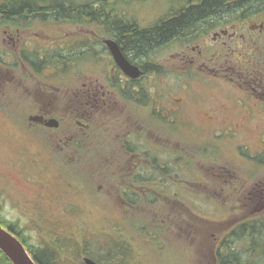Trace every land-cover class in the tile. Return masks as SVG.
I'll return each mask as SVG.
<instances>
[{"label":"flooded vegetation","instance_id":"flooded-vegetation-1","mask_svg":"<svg viewBox=\"0 0 264 264\" xmlns=\"http://www.w3.org/2000/svg\"><path fill=\"white\" fill-rule=\"evenodd\" d=\"M59 1L68 11L0 14V187L15 192L13 170L25 179L21 164L12 162L11 149L22 158L29 146L46 148L63 157L58 164L80 200L78 204L73 198L75 212L81 209L85 217L92 214L94 220L118 222L123 235L130 230L156 231L161 222L182 238L188 236L190 153L180 137L190 124V113L200 107L210 109L202 112L203 124L197 123L204 132L226 127L233 137L250 128L264 134V0H226L224 4L234 8L207 13L197 19L194 30L162 44L176 39L181 42L177 50L156 46L146 56L128 43L141 23L111 25L102 6L105 0ZM77 5L89 7L81 12ZM32 21L45 26L41 35L28 24ZM106 39L115 41L139 68L137 77L115 63ZM80 41L85 43L80 48L89 54L86 58L77 55ZM104 56L112 58V69ZM78 58L90 67L81 86ZM174 69L179 86L174 84ZM192 86L206 92L226 91L225 101L233 114L219 119L213 113L220 102L176 96ZM100 148L108 153L98 160L87 158ZM259 161L264 165V159ZM227 164L214 163L229 172L231 185L234 173ZM248 203L254 205L252 215L228 220L230 214L222 213L223 219L213 221L224 225L221 234L212 233L214 243L209 248L214 263L220 264L229 246H234L229 239L234 240L244 225L264 223V195H251ZM6 207L4 202L0 205V214L10 213ZM7 225L21 242L26 241L12 220ZM72 244L76 254L69 256L72 261L86 264L85 258H91L103 264L88 254L84 248L88 245L82 244L77 253L74 240Z\"/></svg>","mask_w":264,"mask_h":264},{"label":"rangeland","instance_id":"rangeland-1","mask_svg":"<svg viewBox=\"0 0 264 264\" xmlns=\"http://www.w3.org/2000/svg\"><path fill=\"white\" fill-rule=\"evenodd\" d=\"M72 1L77 3L93 0ZM98 1L100 0H94L92 3ZM188 2L187 0H105L102 6L106 10L111 25L128 26L135 22L141 23L144 27L170 13L177 12ZM28 24L40 35L42 34L41 30L45 27L35 21L28 22ZM49 39L50 41L54 40V37H49ZM79 44L78 57H88L89 54L80 48L85 43L80 41ZM180 46L181 42L175 39L159 47L174 52ZM160 52H157V57L161 56ZM80 60L77 62V84L79 86L86 81V74L90 72L87 62ZM103 60L112 69L110 66L112 58L104 56ZM174 71V84L179 86L180 84L176 82L178 73L176 69ZM40 81L43 82V79L41 78ZM188 87L186 92L182 94L177 92L176 96L188 95L190 100L207 98L209 101L220 102L219 106L225 107V110H219L220 107L216 106L218 108L213 114L219 119L231 115V107L226 103V91L220 92L211 89L206 92L197 86ZM228 95L230 96L229 92ZM234 102H236V98H234ZM204 110L210 109L204 107ZM204 110L201 107L193 109L190 113V124L184 128V136L180 137L184 138L190 153L189 177L183 175L190 182L188 236L182 238L175 230L160 226L161 222H159L160 225L156 231L149 228L136 232L130 230L123 235L118 222L110 223L111 219L94 220L91 218L92 214L85 217L82 215L81 209L75 212L76 203L72 204L73 198L78 200V204L80 200L75 197L71 181L58 164V161L63 157L59 153L53 155L46 148H35L34 150L30 149V146L25 150L22 158H17L18 153L15 149L9 151L12 162L21 164L26 181L14 170L10 172L13 175L7 172L11 177L15 192L9 190L7 186L0 187V205L4 202L5 205H8L6 208L11 213L0 214V224L7 227V223L12 220L14 228L22 232L20 237L26 238V244L38 246V244L49 243L51 249L57 250L59 255L60 252L62 254L66 251L64 255L67 256L65 258L61 256L58 259L59 264H78L69 257L75 254L73 248L65 247L63 249L64 246H60L62 243H69V240H74L77 253L80 252L82 244L88 245L84 247L86 251L91 256L103 259V264L115 263L109 261L110 258L106 256L107 254L104 255L101 246H104V249L113 247L120 249L123 253L120 256L123 258L120 264H216L210 257L209 247H212L214 243L212 233L221 234L224 225L216 224L213 221L223 219L227 214H230L228 220H234L241 215H252L254 205L248 203L249 198L255 194L264 195V165L259 161L264 159V134L259 135L255 129L250 128L233 137L226 127L204 132L202 128L204 126L197 124H203L202 112ZM178 126L179 130H182L179 124ZM260 140H263V143ZM4 145L10 146V141H4ZM156 147L154 145L155 149ZM105 150L102 148L94 150L89 153L87 158L98 160L103 154L108 153L107 151L103 153ZM158 150L157 148L156 151ZM159 156L163 157L161 153ZM217 162H228L227 165L230 166L227 169L234 173V184H227L230 181L229 172L220 170L218 166L214 165ZM174 168L177 166L175 165ZM80 176L84 178L83 175ZM222 213H225V216ZM258 215L259 213L255 216ZM108 217L114 219L116 216ZM83 233L86 235L83 236ZM261 234L264 237V230ZM229 241L235 247L243 245L231 238ZM259 242V245H256L259 250L255 255L264 254V241ZM243 246V252H249L248 249L251 246H247L248 249L245 244ZM253 252L251 251L248 255Z\"/></svg>","mask_w":264,"mask_h":264},{"label":"trees","instance_id":"trees-1","mask_svg":"<svg viewBox=\"0 0 264 264\" xmlns=\"http://www.w3.org/2000/svg\"><path fill=\"white\" fill-rule=\"evenodd\" d=\"M2 1L4 3L0 4V14L6 15L10 13L14 15L22 13L27 15H44L46 11L54 13L55 10L58 9L61 13H65L69 9V7H65L59 0H43L45 1L43 4L39 3V0H12L9 3L6 2L7 0ZM225 1L226 0H196L194 4H192L191 1H187V5L182 6L177 12L173 14L170 13L166 17L159 19L148 26L142 27L141 25L140 28L136 29V33L128 38V43L131 49H134L141 56H146L150 49L160 46L172 38L182 37L186 32L194 30L198 24L197 19L199 17L213 11L234 8L232 5H225ZM88 7L89 5H77V8L81 12H84ZM263 228L264 223L261 225L260 221L252 222V225L249 226L244 225L242 231L234 236L236 237L234 240L238 243H243V245L245 244L247 249V246H251L248 249L249 252H243V245L239 246L240 250L239 247L230 245L228 251L222 257L220 264H264L263 253L255 255V252H253L248 255L251 251L258 248L256 245H259V241H264V237L261 234L264 230ZM68 242L69 243H62L60 246L63 245V249L65 247L72 248V241L69 240ZM24 245L38 264H59L58 259L61 256H64V258L67 256L64 255V252L66 251L62 254L60 252L59 255L57 250H52L49 243L38 244V246H36L35 244H26V241H24ZM101 247L104 250V255L107 254L106 256H109V261H113L115 264H120L122 261L121 259H123L120 257L123 254L120 249L114 247L104 249V246ZM92 257L103 262V259L98 258L97 256L92 255ZM0 264H12L1 250Z\"/></svg>","mask_w":264,"mask_h":264},{"label":"water","instance_id":"water-1","mask_svg":"<svg viewBox=\"0 0 264 264\" xmlns=\"http://www.w3.org/2000/svg\"><path fill=\"white\" fill-rule=\"evenodd\" d=\"M111 55L116 64L130 77H137L140 70L137 66L131 64L121 52L118 44L106 39ZM55 125V124H52ZM0 250L6 255L12 264H38L29 254L25 246L9 230L0 225ZM86 264H98L91 258H85Z\"/></svg>","mask_w":264,"mask_h":264}]
</instances>
